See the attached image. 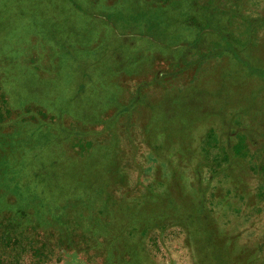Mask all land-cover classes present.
Wrapping results in <instances>:
<instances>
[{
  "label": "rangeland",
  "instance_id": "374dc122",
  "mask_svg": "<svg viewBox=\"0 0 264 264\" xmlns=\"http://www.w3.org/2000/svg\"><path fill=\"white\" fill-rule=\"evenodd\" d=\"M74 1L21 0L37 14L0 29V264H264V90L252 103L245 66L264 75V0ZM88 10L137 27L93 71L112 30ZM163 28L194 42L172 53L148 36Z\"/></svg>",
  "mask_w": 264,
  "mask_h": 264
},
{
  "label": "trees",
  "instance_id": "16d2710c",
  "mask_svg": "<svg viewBox=\"0 0 264 264\" xmlns=\"http://www.w3.org/2000/svg\"><path fill=\"white\" fill-rule=\"evenodd\" d=\"M11 1H12L11 3H10L9 0H1L0 1L1 3L2 2L6 3L4 6L0 7V29L2 27L6 28V29L11 28L9 26V23H11V22L7 21V13H8L9 10H11V11L13 10V15L18 16L21 20L22 19L25 20V22H26V20L32 18L35 14H37V13L34 12V10H35L36 7H39L38 4L35 5V8L33 7V8L28 9L27 12L25 10H21V12H20V11H18V9H16V7L19 5L21 0H11ZM63 4H67V10L69 12L79 11V9L81 8L74 0H62L61 4L55 5L54 7L57 10V7L59 6V7L62 8ZM32 9H33V12L31 11ZM38 10H39L38 14L39 15L42 14V9H38ZM89 11H91V12H89ZM205 13L208 16L216 15V14H213L212 12H210V11H207V10L205 11ZM118 16L119 15L112 14V13H104L102 15L94 14L93 10H88V12L85 13V17H84L85 20L86 21L89 20L88 22H90V24L88 26H86L87 28L89 26H93L95 24L94 20H97L95 18H100L103 21V23L105 24V26H108L109 28H111L110 30H112L111 31V35H107V37L104 40L105 47H103V48L105 49L106 52H105L104 55H101V56L97 55L95 57L96 62L94 64H92V66H94V67H98L100 64H102V59H101L102 57L105 58V61L112 60L111 58H113V56L115 55V51L117 52V49L115 47L109 46V45L112 42L121 40L122 36L124 37L127 34H133L134 30L137 28L135 26L129 25L128 27H126V29H123V28L120 29L118 24H117V18H119ZM142 16L144 17L143 14H142ZM120 17H121V15H120ZM122 18H124V17H122ZM128 18H129V21H131V18L130 17H128ZM124 19H126V17ZM191 19L193 20L194 18L192 17ZM21 20H19V21H21ZM52 20L54 21V25H56L58 23L59 19L56 16H53ZM17 21L18 20L16 18L15 22H17ZM136 21L141 22L142 21V17L140 15H138ZM88 22H87V24H88ZM70 23L74 25V23L71 20H70V22L67 25H70ZM207 25L208 24H206L205 28L201 29V31L195 35V37H194L195 41L196 40L197 41L200 40L202 38V35L207 34V32H208L207 30L211 31L210 33L214 32V29L212 30V27H210L208 25L210 27L209 28V27H207ZM67 27H68V29L71 28L70 26H67ZM14 29H16V27ZM112 33H113V35H112ZM193 42L194 41L190 42L189 40H187V41H184L182 43L179 42L178 45H174V46H170V47L167 46V45H164L163 47L167 46L166 50H169L172 53L175 52V54L180 55V54H182L183 50L188 45H191ZM160 45H163V44H160ZM63 46L66 47L67 44H63L62 43V48H63ZM101 46H102V44H99V46H97L96 48H100ZM191 49H194V48H191ZM229 53L232 54V52H230V51H229ZM255 60L258 62V60H261V59L259 57H257V59H254L253 57H251V60L248 62V64L245 65L247 67V70H248L246 75H255L256 74V75L260 76L258 78H259V81H261V84H262L261 88L259 90H257V92H255L254 94H251L252 97H253L252 100H251L252 103L254 102L256 97H258L259 94H261L262 90H264V82L262 81V80H264V75L260 74L261 72H263V70H261V66L256 64ZM258 72H260V73H258ZM83 76H85V75L83 74ZM261 78H262V80H261ZM238 103H240L239 100L237 102L231 103V105H237L238 106ZM249 106H251V105H249ZM8 108L9 107H7L6 109H8ZM41 122H42V120L37 118V123H39L41 125ZM6 124H7L6 121H1L0 120V130H1V128H5ZM55 177H57L59 180L61 178L59 175L55 176ZM63 187L65 188V191L66 190L67 191H73V189L71 187H69L68 184H66L65 186L63 185ZM56 188H58L60 191H63L59 187H56ZM180 212H182L183 215L186 216L185 217V222H183V224H186L187 228L189 227L190 224H194L193 222H195V224H197V226L199 228H201V229L205 227V225H206L205 221H206L207 215H206V212H204V210L200 207L199 203L196 206H194V207H190V210L188 212H185L184 210H181ZM180 212H177V211H175L173 209L172 212L170 213V215L172 217H175L176 215H179ZM187 217H188V219H187ZM1 229H3V230H1ZM7 229H9V227L6 226L5 222H0V242H1V246H6L7 243H11L13 241V239H14V238H12V237H10L8 235L10 233H8ZM4 248H6V247H4ZM218 251L219 252L223 251V247H218V249L215 251V255H218ZM3 252H2V250H0V263L4 261ZM219 259H221V261H222L223 258H219ZM226 260H227L228 263L234 262L235 258L233 257V253L232 252H230V254H229V256L227 257ZM224 261H225V259H224ZM214 264H221V263H220V261L218 259H214ZM225 264H227V263L225 262Z\"/></svg>",
  "mask_w": 264,
  "mask_h": 264
},
{
  "label": "crops",
  "instance_id": "0c3cea01",
  "mask_svg": "<svg viewBox=\"0 0 264 264\" xmlns=\"http://www.w3.org/2000/svg\"><path fill=\"white\" fill-rule=\"evenodd\" d=\"M185 1H189V0H173V2L172 3H179V2H185ZM216 1V0H215ZM199 2L201 3V7L199 6V8L201 9V11L202 12H204V9L206 8V5L208 4V2L207 1H205V0H199ZM171 3V4H172ZM170 4V5H171ZM156 10H158V11H161V10H163L161 7H157V9ZM197 13H198V11H197ZM167 23H166V26H167V28L170 26V24H171V20H169L168 18H166V19H164ZM145 23V26H146V28H147V31H150L151 30V24H149V22L147 21H145L144 22ZM50 29H57V24L56 25H54L53 27H51V25L50 26H48ZM71 27V26H70ZM167 28H163L162 29V31L161 32H159V34H157V35H153V33H152V31H151V33L150 34H148V36L150 37V39L151 40H153L152 42L154 43V40H155V38H156V41L155 42H158V43H161V44H163V45H172V46H174V45H178L179 43L177 42V43H174L173 44V42H174V40H176L177 38H179L180 36H182V38L179 40V42L180 43H182V42H184V41H186V39L189 37H187V36H185V35H183V34H178V33H175L174 32V30H172V29H170V30H167ZM39 29L41 30V31H43V30H46V29H43V27H42V24H41V26L39 27ZM186 29H189V28H186ZM189 31V30H188ZM179 36V37H178ZM96 62V60L95 61H92L89 65H88V67L89 66H91L90 67V69H89V71L91 70V71H93L92 70V64H94ZM107 62H110V63H113L112 62V60H109V61H105V58L104 57H102V64H105V63H107ZM38 63H40V60L38 59ZM102 64H100L99 66H101ZM117 68H118V70H120L122 67H123V63H120V65L119 66H116ZM120 72V71H119ZM118 72V73H119ZM90 73L91 72H89V75H90ZM117 74V73H116ZM85 79H88V75H86L85 76ZM43 105H45V104H41V103H38L37 104V106H43Z\"/></svg>",
  "mask_w": 264,
  "mask_h": 264
}]
</instances>
